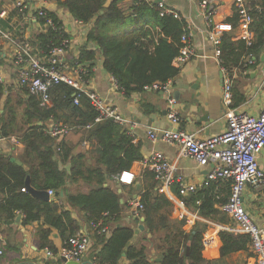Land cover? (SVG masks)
<instances>
[{
	"label": "trees",
	"instance_id": "16d2710c",
	"mask_svg": "<svg viewBox=\"0 0 264 264\" xmlns=\"http://www.w3.org/2000/svg\"><path fill=\"white\" fill-rule=\"evenodd\" d=\"M121 1L114 0L109 7H105L108 0L59 2L77 22L87 26V41L95 46V50H82L78 63L92 62L99 53L104 70L126 96L175 80L182 71L176 60L183 48L186 22L172 15H161L158 4L146 0H134L131 12H124L119 8ZM248 3L261 7V12L252 13V44L245 40L235 42L227 34L222 37L220 65L230 75L236 69L244 70V59L258 58L264 49V0H248ZM47 13L54 28L32 40L44 52L68 39L57 17ZM233 21L241 22L238 14ZM39 22L44 24V20ZM77 96L76 90L60 84L52 91L51 106L42 107L39 99L25 88L0 82V140L16 137L25 146L20 158L23 165L0 153V221L10 224L21 215L24 226L42 222L38 231L40 248L51 252L56 251L50 239L53 229L60 232L65 243L80 231L71 212L62 205L35 198L27 191L29 178L30 186L37 191H64L67 204L84 212L88 224L102 223L111 230L109 235L95 231L98 246L93 254L95 264H120L124 255L128 264H209L202 255L206 229L196 225L187 233L183 230L185 221L170 220L173 204L160 192L157 182H146L140 190L133 188V193L144 206L141 215L146 234L150 235L162 261H151L146 245L131 244L134 229L118 226L125 205L117 190L106 185L143 160L141 143L112 120L96 124L98 113L89 99L82 95L80 105H75ZM144 107L153 113L154 108ZM52 125L69 128L71 132L64 138H55L50 133ZM71 134H81V141L91 145L90 152L74 154L69 142ZM146 177L154 180L150 173ZM78 184L91 189L88 193H72L68 189ZM230 193L231 183H212L191 195L186 204L202 217L226 222L225 214L217 207L228 202ZM220 238L222 257L247 250L250 245L247 235L221 232Z\"/></svg>",
	"mask_w": 264,
	"mask_h": 264
},
{
	"label": "crops",
	"instance_id": "0c3cea01",
	"mask_svg": "<svg viewBox=\"0 0 264 264\" xmlns=\"http://www.w3.org/2000/svg\"><path fill=\"white\" fill-rule=\"evenodd\" d=\"M60 1L64 2L66 0H28L30 10L24 16L14 8L15 0H0V11L6 10L8 13L6 19L1 20V26L11 31L20 40L25 38L34 40L35 37L48 31L41 23L33 20L34 11L42 6L45 7L48 12L54 14L60 21L70 41L67 59L71 64L79 65L89 71L90 75L87 79L88 90L102 96L129 119L130 123L124 128L130 136L136 137L140 141L143 160L134 163L130 171L126 173L133 177L132 184H129L131 180L129 176L125 180L127 183L112 180L106 186H111L117 190L123 202L122 204L125 205L118 226H128L134 229L135 236L131 244L134 246L146 245L149 259L154 262L157 260L162 261V257L155 251V247L151 243L150 235L146 234L143 224L144 217L142 215L135 216L129 205L131 200L135 199V197L138 198V195L133 193V188L140 190L146 182V184L157 182L155 177L154 180L146 177L148 173L154 174L145 168V160L152 153L161 152L176 166L177 176H181L186 181L195 184L204 182L209 168H201L195 161L182 158L177 145L169 146L163 142L152 143L148 139V127L176 129L167 118L168 95L166 93L147 89L142 93L126 96L112 82L111 75L104 70L103 58L99 53L92 62L78 63L82 50H95V46L87 41V26L79 24L68 10L59 5ZM111 1L113 2L114 0ZM211 1L213 9L216 11L214 23L231 26V30L224 34L231 36L233 41L245 40L246 28L241 22L235 24L233 21L234 16L237 14L235 0ZM245 1L250 5L248 0ZM146 2L154 5L163 3L167 8L177 11L190 28V41L196 54L185 67H182L180 75L175 80L170 81L172 96L178 103L177 108L183 119L180 128L191 133H197L203 139L222 134L227 129L226 107L223 101L224 68L221 67L220 61L216 58L215 48L209 40L210 28L199 0H146ZM134 5V0H122L119 3V8L124 12H131ZM263 55L264 49L258 55V58L255 57L256 59L245 58V69H236L233 75H230L233 79V106L238 105L235 108H241L242 111L253 116L261 114L264 103V87L261 84L264 78ZM0 58V71L7 85L17 86V76L11 64L12 49L10 47L0 49ZM253 60L254 63L251 64L250 61ZM177 94L178 99L176 97ZM144 105L154 108L153 113L146 110ZM81 137V134H71L69 136V142L74 147V154L90 152L91 150V145L88 142H82ZM0 147L3 154L16 159L17 162L23 165L20 158L24 154L25 146L16 137L1 139ZM258 161L260 168L264 171V149ZM66 169L70 170L69 164L66 165ZM68 189L72 193H88L91 188L85 184H78L69 186ZM176 190L177 187H174V194H176ZM63 193V198L55 196L51 197L50 200H54L57 204L62 205L65 210L71 212L72 218L80 228L78 233H83L90 238V250L78 264H95L93 254L98 247L95 239V230L92 228V224H88L84 212L67 204L66 193L64 191ZM172 204L170 220L185 221V226L183 227L185 232L190 233L196 225L206 229L202 252L206 262L209 264H256L251 243L247 250L222 257L221 249L223 245L220 233L235 234L230 230L234 227V223L222 211L220 208L222 205L217 208L225 214L226 222L207 219L200 216L197 210H190L187 206L182 209L176 203L172 202ZM243 204L254 223L264 228V190L246 188L243 193ZM22 221L23 216L21 215H17L15 221L10 224L0 221V264H66L59 255L61 248L65 244L59 231L56 229L52 231L50 239L56 251L52 252L53 256L49 257L46 254L47 250L40 248L38 231L42 222L24 226ZM141 225L144 226L143 230L140 229ZM120 264H128L126 257L123 258Z\"/></svg>",
	"mask_w": 264,
	"mask_h": 264
},
{
	"label": "built area",
	"instance_id": "2783aa9c",
	"mask_svg": "<svg viewBox=\"0 0 264 264\" xmlns=\"http://www.w3.org/2000/svg\"><path fill=\"white\" fill-rule=\"evenodd\" d=\"M201 9L204 11L205 19L210 28L209 40L215 48V56L220 61L222 37L225 32L231 30V26L217 25L214 23L216 11L212 7L211 0H199ZM162 15H172L175 19L182 20L181 15L163 3L158 4ZM14 8L22 15L30 10L28 0H15ZM236 13L241 19V24L246 28L245 41L252 44L254 34L250 30L254 22L253 12H261L260 6L252 7L245 0H235ZM47 9L40 7L34 11L33 20L39 22L44 20L43 26L48 30L54 28L53 19L48 16ZM7 11H0V49L10 47L12 49L11 64L16 74L17 86L25 88L37 97L42 107L51 106L52 91L56 86L65 84L78 93L75 105H80L81 96L89 99L91 105L98 113L96 124L106 120H112L123 127L130 121L118 108L111 105L106 99L94 91L88 90V71L79 65H73L67 59V51L70 41L64 40L59 46L44 52L33 45L32 40L16 38L11 31L1 26V20L6 19ZM40 23V22H39ZM82 25V23L78 22ZM190 28L187 26L182 37L183 48L176 60V65L185 67L195 56V50L190 41ZM1 59V58H0ZM251 64L254 63L250 61ZM224 86L223 101L226 107L227 129L222 134L200 138L197 133L182 130L180 127L183 119L177 108V101L172 96L171 83L151 86L150 90L161 91L167 97V118L176 129H157L148 127L147 137L152 143L163 142L166 145L179 147L182 158L195 161L201 168H209L204 182L195 184L177 176V168L161 152H154L144 162L147 170L154 174L159 184V190L168 199L185 209L186 200L198 191L208 188L212 183H231L229 200L220 208L233 221L234 227L231 232L250 237L251 249L256 264H264V228L257 226L243 204V193L246 188L264 190V171L259 166V156L264 149V103L259 116H253L242 111L241 108L233 107V79L227 70L223 69ZM112 82L118 86L117 81L111 76ZM0 82L7 84L0 71ZM264 87V78L262 80ZM261 87V88H262ZM120 89V88H119ZM121 90V89H120ZM91 128V127H89ZM71 129L63 126H51V135L55 138H64L69 135ZM0 153L3 151L0 147ZM129 174H123L114 180L127 183L125 180ZM129 184H132L133 177ZM177 187V194L173 188ZM26 191V190H23ZM50 197H55L56 192L50 191ZM135 216H141L144 206L140 199L136 198L129 203ZM200 205V202H197ZM92 228L100 235H109L111 230L104 227L102 223L92 224ZM90 238L77 233L72 236L61 248L59 255L68 262L79 263L90 250ZM47 256H53L49 250Z\"/></svg>",
	"mask_w": 264,
	"mask_h": 264
},
{
	"label": "water",
	"instance_id": "95a60500",
	"mask_svg": "<svg viewBox=\"0 0 264 264\" xmlns=\"http://www.w3.org/2000/svg\"><path fill=\"white\" fill-rule=\"evenodd\" d=\"M111 3H112V1H111V0H108V2L106 3L105 7H109ZM262 61H264V55H263V57H262ZM176 97H177V99H178V94L176 95ZM17 164H18V165H22L20 162H17ZM26 189H27V191H28L32 196H34L35 198L43 199V200H45V201H49V200L51 199V197H50V195H49V192H42V191H37V190L33 189V188L30 186V179H29V178H28V180H27V186H26ZM138 189H139V187H138ZM63 196H64L63 191L56 193V197L63 198ZM136 198H137V197H135V199H136ZM121 203H123V202L121 201ZM140 229L143 230V229H144V226L141 225V226H140ZM124 257H125V255H124ZM63 261H64L66 264H78V263H75V262H68V261L65 260V259H63ZM156 262H157V263H160L161 260H157Z\"/></svg>",
	"mask_w": 264,
	"mask_h": 264
}]
</instances>
